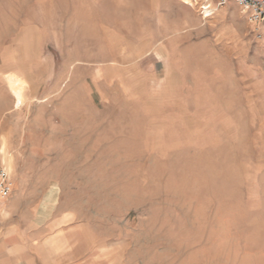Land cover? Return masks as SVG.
Here are the masks:
<instances>
[{"label":"rangeland","instance_id":"rangeland-1","mask_svg":"<svg viewBox=\"0 0 264 264\" xmlns=\"http://www.w3.org/2000/svg\"><path fill=\"white\" fill-rule=\"evenodd\" d=\"M201 2L0 0L9 227L79 264H264V21Z\"/></svg>","mask_w":264,"mask_h":264},{"label":"crops","instance_id":"crops-1","mask_svg":"<svg viewBox=\"0 0 264 264\" xmlns=\"http://www.w3.org/2000/svg\"><path fill=\"white\" fill-rule=\"evenodd\" d=\"M10 197L0 201V264H79L86 245L56 229L59 223H52L50 229L56 230L40 238L32 237L28 229L18 231L15 226L9 227ZM37 226L39 229L43 225Z\"/></svg>","mask_w":264,"mask_h":264},{"label":"built area","instance_id":"built-area-1","mask_svg":"<svg viewBox=\"0 0 264 264\" xmlns=\"http://www.w3.org/2000/svg\"><path fill=\"white\" fill-rule=\"evenodd\" d=\"M225 1V0H223ZM240 13L246 18L250 25H258L264 21V0H233ZM224 3V2H223ZM222 1L218 6L223 4ZM214 13V9L209 4V0H202L199 6V14L202 20L209 19ZM11 181L9 175L0 165V201H6L11 195Z\"/></svg>","mask_w":264,"mask_h":264},{"label":"bare ground","instance_id":"bare-ground-1","mask_svg":"<svg viewBox=\"0 0 264 264\" xmlns=\"http://www.w3.org/2000/svg\"><path fill=\"white\" fill-rule=\"evenodd\" d=\"M7 83H8V87H9L11 93L13 94V96L16 100L17 108H21L22 94H21L20 90L18 89V87L16 86V84L14 83V81L12 79H9Z\"/></svg>","mask_w":264,"mask_h":264}]
</instances>
